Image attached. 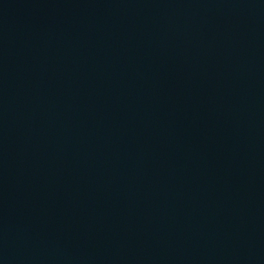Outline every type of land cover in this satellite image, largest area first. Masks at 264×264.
I'll list each match as a JSON object with an SVG mask.
<instances>
[{
	"label": "water",
	"instance_id": "1",
	"mask_svg": "<svg viewBox=\"0 0 264 264\" xmlns=\"http://www.w3.org/2000/svg\"><path fill=\"white\" fill-rule=\"evenodd\" d=\"M0 264H264V0H0Z\"/></svg>",
	"mask_w": 264,
	"mask_h": 264
}]
</instances>
